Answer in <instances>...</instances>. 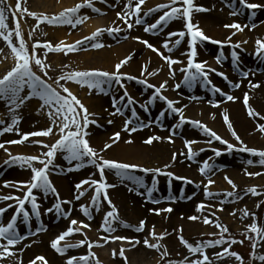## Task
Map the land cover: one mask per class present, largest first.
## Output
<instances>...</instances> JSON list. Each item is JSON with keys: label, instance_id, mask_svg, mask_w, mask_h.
Returning <instances> with one entry per match:
<instances>
[{"label": "rangeland", "instance_id": "rangeland-1", "mask_svg": "<svg viewBox=\"0 0 264 264\" xmlns=\"http://www.w3.org/2000/svg\"><path fill=\"white\" fill-rule=\"evenodd\" d=\"M35 0H12L14 7L18 2H21L23 4V7L27 8L28 11L33 12L34 10L30 8V5L34 3ZM59 1V0H58ZM110 5L100 2L99 0H92L93 7L96 9H102L105 8L107 12L103 13H94L90 14L93 16L94 20H102L105 19V17L108 15V12L111 14H116L117 12H122L124 10V5L128 3V0H109ZM154 0H147L146 4L143 6L142 9V16L145 18V22L141 25L134 26L131 30L126 29L124 31L123 35H109L106 33H103L99 38L98 41L104 45V47H101L99 49L92 47V41H86L82 48L69 53L68 55H64L63 53H55L50 52L48 53V56L46 58V63H48L51 67L49 70V76L52 78L48 80L49 83H53L55 79H58L60 75L65 73H70L74 71H91L90 67L83 68L80 67L78 64H73L70 60V56L76 57L80 53H88V52H98L105 48V44L102 41L103 37H107L109 41L113 44L115 42L116 45L120 44H135L140 48L138 51L139 58L146 55V53H151L154 56L158 58L156 60L155 65H159L162 68H165L166 71L168 70V66L156 53L152 52L151 49L145 47V45L138 42V40L133 39L134 37H139L143 40H147L150 44L155 46L157 49L160 50L164 55L171 56L174 59H178L179 57L188 58V56L185 55V53L190 52V35H186L184 37V40L182 44L179 47H175L174 42L179 37H172L171 42H169V47L173 48L172 52H168L166 49L162 47V44L165 42V40L168 37V33L170 32H179V31H185L186 29V20L185 19H177L171 21L168 25L164 26L162 30H157L155 32L146 33L144 31V27L148 26L150 23H155L160 15H163V12L156 13L153 16H148L147 13L152 9H147L145 6L149 4V2ZM163 0H158V2ZM87 0H81L78 2V4L86 3ZM99 3V5H97ZM156 3V4H157ZM161 3V2H160ZM194 3V10L192 12V23L194 25L199 26V23L197 21L201 22V18L205 21H209L208 24L212 25L213 27H221L223 30L228 31L230 36L235 29L225 28L224 25L226 24H232V23H240L243 25L250 26L252 24H255L257 26L259 20H264V10L256 11L254 12L252 10H242L241 15H230V11L232 10L230 7L226 6L223 0H211L210 3H205L200 0H193ZM77 4V5H78ZM164 4V3H161ZM156 5L158 7L159 5ZM76 5V6H77ZM133 6H135V0H133ZM179 6V5H178ZM239 7V5H236ZM5 7L6 11L8 13L9 18V27L11 29H15V23L16 18L12 15L11 9H9V0H5ZM155 7V8H156ZM202 7L206 9V11H196L195 8ZM39 8V7H38ZM15 9V8H14ZM40 9V8H39ZM67 9V8H65ZM63 9L62 12L65 10ZM82 12L80 13V16L87 17L88 11L93 10L92 8L83 7L81 8ZM167 11V10H166ZM36 13L37 16H40V14L43 16L44 12H33ZM59 15V14H58ZM50 16H53V14H50ZM116 16V15H115ZM202 16V17H200ZM200 17V18H199ZM91 18V19H92ZM91 19H86L87 21ZM210 19H215V21H210ZM84 21L83 23L76 26V28L70 27V25H62V26H54V25H47V24H41L39 28L36 27L38 21L33 19L31 16H27L25 13H20V24H21V30L24 34V38L26 42L29 45V48L31 49V46L35 42H39L41 44L50 42L53 46L57 44L55 35L52 32H47V27L51 28V31H64V34H76L78 32H81L84 30V24H86L87 21ZM122 24L123 22L120 21ZM23 24L26 26V28L23 26ZM124 25V24H123ZM126 28L127 26L124 25ZM246 26V27H247ZM250 29L249 27H247ZM49 30V29H48ZM202 30V29H201ZM253 28H251V31ZM228 36L225 37V34L222 33L220 36L221 40L224 42V47H221L220 45L212 44L210 42H202L198 44L197 48L198 51L202 52L201 55H209L207 62L212 63V69H219L220 72L221 69L224 70L227 69L230 71L231 76H227V80L223 79L219 75L211 74L209 73V80L211 81V84L204 83V84H196L192 87H187L183 85L181 82V86L185 87L183 92L178 94L177 91L173 90L174 85H168L167 90L163 92V95L167 96L169 99L172 100H179L180 103L177 105V107H184L185 111L188 112V110L195 112L196 106L204 104V107H210L212 109H215V112L213 113L214 116L211 117L212 121L220 123L222 128V133L226 134L224 136L227 138L230 143L235 145L237 148L241 147L240 143L233 137L232 132L229 130L227 124H225L223 116L227 115L229 117V121L232 124L233 130L236 132L237 135L241 138V140L244 142V144H247L249 148L257 149V150H264V145L261 148L252 147L248 144L247 139L252 137V135H258L260 139L262 140L264 144V133H261L257 130L258 124H264V119H261L258 116L250 117L248 115V108H252L255 112L259 113L258 108L256 109L254 104L252 103V99L249 96L248 106L246 107L244 104V95L239 96L238 92L242 91L241 84L239 83V80H243L236 69L233 67L232 64V58L231 53L232 51H236L242 56L248 57V59L255 60L254 50H256V45L251 46L253 44L251 38L249 37H242L241 32H237L236 35L232 36L231 42L228 41ZM15 39V42L18 46L19 38L13 36ZM127 37V39L125 38ZM209 37V36H208ZM212 38V37H210ZM214 39V38H212ZM216 40V39H214ZM247 43H244V42ZM229 43L231 44H241V48L239 49H233L232 47L228 46ZM248 44L250 45L251 49L246 50V47H248ZM247 45V46H246ZM108 47V46H106ZM131 47V46H130ZM230 47V48H229ZM2 50V49H1ZM41 58H44V52L46 49H38L36 50ZM11 55L12 53L9 52ZM137 53V52H136ZM223 53L221 63H217L215 57L217 55H220ZM181 54V55H180ZM1 55V54H0ZM8 56V55H7ZM55 56H59L61 58L57 59V62L55 60ZM3 56H0V78H4L5 75H7L8 71H10L15 66V59L14 56L7 57V59H2ZM70 57V58H69ZM262 59V58H260ZM147 62L151 61L149 59L146 60ZM201 62V61H198ZM240 64V63H239ZM257 64L262 65L260 69V75L264 76V59L260 60ZM67 65V67H65ZM178 65V64H176ZM242 65V64H241ZM10 66L11 69H10ZM175 65H173V68ZM241 69L245 71H249L246 66H241ZM88 69V70H87ZM123 69V68H122ZM121 69V73L122 72ZM175 69V68H174ZM38 74H41L39 72V69H35ZM219 71H215L217 73ZM176 73L177 70H175V76L171 77L170 79L175 80L176 79ZM123 74H126L125 72ZM127 75V74H126ZM132 75V74H130ZM133 76V75H132ZM134 76L138 77L139 79L144 78H150V75L141 76L140 74H134ZM133 76V77H134ZM153 77H156V75H151ZM170 77V75H169ZM184 78V77H183ZM47 79V78H45ZM160 80V79H159ZM148 81V80H147ZM128 82L129 87H127L128 93L137 101L135 105L128 106L125 108V105H119L122 109H125L123 112V115H116V116H109L107 118V114L109 115V112L114 111L112 108V101L113 97L116 99H120L121 97H124V89L115 87L112 90L109 91L108 95H104L102 93H97L96 90H93L91 93L87 91V87H81L80 85H77L73 82H68L67 87L73 92L74 95L77 96V98L87 107V105L84 103L83 97L89 98L91 96L99 97L102 101V109L104 112H106L103 116L105 119L103 120L104 123H98L89 125L88 131L93 129L94 132L99 133H105L110 134L113 131L117 129V131L121 132L125 135H127V138L132 140L134 138L137 139L139 142L138 145L142 147H148L150 148L152 144H154L155 147L161 148L164 147V152L167 154L165 158L159 156V157H152L150 154L146 160H144L141 165H139L142 168H149V169H161L164 171L172 172L176 176L180 177H186L188 179H191L194 181L193 184H185L183 181L180 180H173L171 182V187H173L174 194L172 200H165L163 196L160 194V191H158L157 194L153 195V198L156 200H159L161 205H157L159 203H152L149 201V198L146 197V192L143 195H137L136 193L139 191H129L130 188H132L131 183L121 186V190L125 193L127 198V203L125 204L124 208L126 211L122 210V206L120 205V202H114L115 201V194H116V187H110L108 190V196L111 198L112 203L115 205V209L118 210V216L116 217V224L114 225L115 231L112 233H107L102 231V223L100 222V219L105 218L106 214L109 210L113 211L112 207L108 204L107 199L103 196L101 197V203L99 204L98 209L94 208L92 206V202L90 206H88L89 212L91 213V217L85 216L83 211L81 210L82 202L87 201V199L93 195H95V189H92L91 191H86V195L81 197L80 200H76L75 194L73 190H75V184L77 182H81L85 179H90L94 181L101 180V176L99 174V171H94L91 169V172L89 170H85L84 167H82L79 171H69L70 166L71 168H75V166L79 163L78 161H72L69 163L67 160L64 159V157H61L58 160H55L53 162V169L51 173H55L57 175V178H66V181L68 183L69 189L72 188V192L70 193L71 197V207L70 210L68 208L66 210H61L62 213H70L69 215H61L55 212L54 209V202L49 204L46 201V197L42 192H36L35 195L37 196V202L40 205V216L37 219L34 214H31V206L26 205V209L30 212V220L29 224L25 225L23 221L18 222V229L22 236H27V239L21 240V243H24L26 241L32 240L37 238L38 236H44L45 240L41 242V244H46V246L43 247V250L41 246H38L37 244H40V242L35 243V245L27 244L25 246H21L18 248L19 252L22 250L23 252L25 250H30L29 253H27L25 256L20 255V253L16 252V249H12L16 253V255L7 257L4 260H0V264H38L36 261L38 258L43 257V264H67V260L72 257H83V256H90L91 253L89 252V245L85 244L83 247H69V245H79L81 241H84L85 239L91 241L94 244L102 245L98 246L96 248L92 249V252L95 253V256L91 258L89 261V264H97V258L99 260V264H109V262H113L114 264L122 263V264H142L145 262V260H156L157 264H168V262L171 261H180L185 256H188L190 258L192 257V254L188 252L187 248L184 247L180 243L179 237L180 235H183L184 239L187 240L190 244L193 246H199L203 242H207L209 240H243V244H231V245H223L221 247L217 248H209L207 249V253L209 257L212 259L213 264H240L238 260L235 259V257H227L225 259H220L217 257L216 253L223 250L224 247H230L232 251L239 253L245 261V264H260L259 261L253 262L251 259V244L254 241H250L247 237L249 235L247 226L256 223L258 226L264 228V195L261 196H254L251 194V189L256 188L259 192L264 193V165H261L259 163L260 158L259 157H253L249 153L245 152H239L234 151L229 153L227 150L226 145L215 143H207L210 137L205 135L201 129L198 127H194L193 125H184V127L176 128V125L179 123V117L171 114L166 113L163 120L160 121V123L156 122L155 116L157 113H160L164 110L166 105L159 101H155L153 104L148 105V110L145 111L141 105L146 104L147 100L151 97V95L154 93L153 89H147L144 85L138 83L136 80L127 81L125 80L124 83L126 84ZM149 82V81H148ZM229 82H231L232 85L239 83L241 89L231 87ZM63 83V82H62ZM163 83V82H162ZM158 84V83H156ZM155 84V85H156ZM160 85V84H159ZM156 85V86H159ZM53 86L55 87L54 83ZM218 87L220 88L226 95H232L236 99L234 101H227L225 97L221 96L219 93L213 92L212 88ZM201 88L202 92H200L198 89ZM82 91L83 94H82ZM25 92H27V89H25ZM24 93H22L23 95ZM180 95V96H179ZM92 98V97H91ZM126 100V98H125ZM34 101H37V99H32L28 101L24 106L17 109L15 113H10L8 111V108L4 101L0 100V118L4 119L8 118L11 123L10 116L15 115L16 117H20L21 115V109L23 107L30 108V106H33ZM213 103L217 104L216 107H213ZM222 104L230 105L227 107L230 108L233 106L232 109H241L240 115L238 120L233 121L228 113L223 112H217V109ZM264 107V106H263ZM41 110V107H39ZM88 108V107H87ZM136 110L137 117H132V109ZM33 109V108H32ZM243 109V111H242ZM261 109V106H260ZM35 110V109H34ZM89 110V108H88ZM185 117L188 119V114H185ZM41 113L36 114L39 118H42L44 115L43 122L49 123L52 126V120L47 115L48 109L45 108L41 110ZM90 112V110H89ZM186 112V113H187ZM260 116H262L260 114ZM264 116V115H263ZM22 118V117H21ZM91 119H97L100 118L96 116L90 117ZM19 121L21 120L18 118ZM43 119V118H42ZM126 119H132L133 123L129 127L133 126H139L140 124L148 125L147 127L138 128L136 132H133L129 134L128 132L122 131V128L124 126V122ZM112 120L113 123L109 124L108 121ZM149 124H147V122ZM22 121V120H21ZM97 121V120H96ZM246 121V123H244ZM120 123V124H119ZM236 123H242L245 125L246 131L248 132L244 133V135L236 130L234 127V124ZM118 124L120 126H118ZM6 126V122L3 125H0V128H3ZM118 126V127H117ZM209 126V125H208ZM17 127V128H16ZM115 127V129H114ZM173 128H176V135L172 136V140L174 142H171L167 144L164 139L168 138L171 135V131ZM212 129V126H210ZM37 128L35 127H25L23 124H16L14 127V130L9 133H4L1 136H4L5 139L3 142L5 145L11 146L10 148H15L20 145H14L9 144V141L21 139L23 134H28L32 132H36ZM19 132V135L17 134ZM90 133V132H89ZM201 135H203L202 138ZM113 136V134H111ZM151 136H157L160 137V140L153 141L152 144H145L144 141L151 137ZM59 137L57 136L56 140ZM38 140V138L29 139V141H26L25 144H30L32 148H34L33 154L34 156L39 155L41 152H46L47 149H43L40 147L38 143H35ZM56 140L53 142L55 143ZM186 140H197L199 143L195 144L198 145L199 149H194L195 151L201 152L199 156L195 158L194 161H190L186 158L184 155H179L180 153H186L187 149L185 147V141ZM165 142V144L163 143ZM51 143V142H50ZM51 143V144H53ZM111 143V142H110ZM178 144V146H176ZM218 147L220 151L224 152L225 154L220 157H216L215 152L211 151V149ZM178 148H180V151H178ZM104 147L102 148V150ZM110 149V148H109ZM176 149V150H174ZM207 149V151H201ZM1 150V149H0ZM3 150V149H2ZM149 151L152 149H148ZM101 153L100 149L97 150ZM150 153V152H148ZM61 154V153H58ZM177 154V159L174 162L173 161V155ZM3 156L8 158L9 160L11 157L8 155L7 152L3 153ZM65 156V153H64ZM105 159H108L105 157ZM111 160V159H108ZM251 160L253 161L252 164H248L247 162ZM8 161V160H7ZM207 161L210 165H212L213 170L208 173L206 176H202L199 172V168L203 165V163ZM166 165H171V167L166 168ZM89 167V166H88ZM84 169V170H83ZM11 176H10V174ZM95 173V175H93ZM248 173H261V175H252L249 176ZM26 174V180L30 181L32 173L27 167H21L18 163H13L12 165L4 164L0 166V196L6 195V193L9 191V189L4 188L5 182L12 181L10 179H16L17 177L15 175H21L19 177H22ZM130 175H137L144 178L145 185H147L151 180V177H153V174L145 175L143 172H135L130 173ZM105 176L107 178V183L110 182V180H116L119 183L125 184L127 180H120L116 175L114 170H106ZM67 177L70 178L67 180ZM225 177H229L232 181L235 182V184L238 186L239 192H236V189H233L232 186L228 183L227 179ZM73 178V179H72ZM159 179L158 185L162 184V188H165V184L167 181H169V178L167 176H159L157 177ZM212 179L215 181L214 185L211 187L210 191L212 193L218 194L213 196L211 199H207L205 197V189L204 185L207 184L208 179ZM80 180V181H79ZM75 183V184H74ZM161 183V184H160ZM182 184H185V195L183 199H178L176 197V191L179 189V186L181 187ZM199 184L200 187L197 188L196 185ZM111 185V184H110ZM91 188V185H88V189ZM11 192L12 195H20L23 196L24 193L17 192L14 189ZM76 191V190H75ZM81 191H85L82 190ZM165 192V190H164ZM187 193V194H186ZM228 193H235L230 199V202L227 204H222V200H229ZM136 194V198H139V201H141L142 206L145 205V210L141 211L140 208L138 210V205H132L133 203L128 199L131 195ZM52 197V194H50ZM192 196V199H187L186 197ZM243 196V199H240L239 197ZM145 197V198H144ZM61 201H64L61 199ZM16 201H8L5 203H0V208L3 207H10L11 205L16 204ZM201 203L204 204H211L213 205L212 208L206 209L204 214L201 215V213H198L196 211L197 206ZM260 204V207L257 208V205ZM171 207L173 211L171 213L164 214V212H161L160 215H156L153 211V209H165ZM223 207L225 210L223 212L216 211L217 209ZM48 208H53L54 210L52 212H47L46 210ZM244 210H247L249 215L246 218L242 217L244 216ZM17 211V208L13 207L11 208V211L6 214V217L3 219V225H7L10 220L13 218ZM139 211H141L143 214H141ZM215 212V216H212L211 213ZM236 212V215L233 216L232 213ZM145 213L147 215H145ZM185 214V215H184ZM183 215V216H182ZM196 215L199 217L198 220L192 221L189 220L188 217ZM68 216V218H67ZM182 216V217H181ZM207 216L209 219H213L214 222H218L222 224L223 226L227 227L229 230L228 233H225L223 235L220 234L219 229L214 228L212 226H206L203 223L204 217ZM143 217H147L143 218ZM216 217H219V220H216ZM157 221L159 220L162 222L161 224L157 225H149L150 220ZM80 220L82 223H89L91 225L90 229H83L78 231L75 235L69 237V243L67 242L66 245L61 246L63 248H66L67 251L64 255H61L57 253L52 247L51 243L53 242L54 237H59L62 233L69 230L70 227V220ZM146 221L145 229L143 232H136L134 229L139 226L141 221ZM128 224L129 227H124V224ZM54 225V226H53ZM153 226H155V232L157 236L165 235L166 239L163 241H160L158 239H153L150 233L152 232ZM71 228V227H70ZM79 228V227H77ZM183 229V232H180V229ZM37 229H40L37 231ZM33 233H36L33 235ZM86 233V235L84 234ZM251 235H255L254 233ZM127 237L129 240L135 242L140 241V243L133 244L128 243L127 241H119L114 240V237ZM101 237H106L107 242L104 239H101ZM147 238L150 243L152 244H160L161 248L159 251L156 249H150L146 247L143 243L144 239ZM69 244V245H68ZM114 246V250L116 252L115 257L113 256V253L109 251L110 247ZM126 247V248H124ZM167 248L169 255H162L164 252V249ZM124 249V256L127 258L126 260L124 257L120 256V250ZM258 254H264V245L258 247L257 249ZM46 252L49 254L48 257ZM101 254H104L108 258V262L105 263V260L101 258ZM54 260V262L51 261ZM40 262V261H39ZM80 264H84L83 261H80Z\"/></svg>", "mask_w": 264, "mask_h": 264}, {"label": "snow or ice", "instance_id": "snow-or-ice-1", "mask_svg": "<svg viewBox=\"0 0 264 264\" xmlns=\"http://www.w3.org/2000/svg\"><path fill=\"white\" fill-rule=\"evenodd\" d=\"M104 2V0H101ZM147 0H135V6H133V0H128V3L124 5V10L122 12L117 13V20L122 21L124 25L127 26L128 30H131L136 25H141L145 22V18L142 16L143 6L146 4ZM226 6L230 7L232 10L230 11V15H241L242 10H253V15L255 10L264 8V4H258L250 2V0H223ZM239 5L237 7L236 5ZM179 5V6H178ZM83 7L92 8L93 11L99 12V9L93 7L92 0H87L86 3L78 4L74 8L65 9L59 15H55L49 17L47 15L37 16L36 13L28 11L27 8L23 7L21 2H18L15 6V9L12 10V15L16 18L15 29H11L8 24V17L6 15V7L5 0H0V38L7 42L8 47L11 49V52L14 55L15 66L8 71L7 75L4 76L3 79H0V100L4 101L8 111L10 113H15L17 109L24 106L28 101L32 99H37L41 102V110L47 108V115L52 120V126L47 130L36 131L28 134H23L21 139L9 141V144L14 145H23L26 141H29L30 137H53L58 136L59 138L53 144H48L43 141H36L41 148L47 149L46 152H41L36 156H16L13 155L11 151L5 148L4 143H0V149H5L8 155L11 157L10 160L5 163L8 165H12L14 162L18 163L22 168L27 167L32 173L31 179L28 182H14L8 181L5 182L4 188L6 189H14L17 192L24 193L23 196L20 195H3L0 196V203H5L8 201H16L17 203L11 205L10 207L0 208V260H4L7 257H11L16 255L12 249L21 242L23 239H27V236H22L18 229V222L23 221L25 225L29 224L30 220V212L26 209V205L31 206V214H34L38 219L40 216V205L37 202L36 192H42L45 196L52 194L59 199V192L57 191L55 185L50 180L49 176L53 169V162L56 160L58 153H65L64 159L69 163L72 161H78L79 163L75 166V168L68 169L69 171H79L82 167L94 166L98 169L99 174L101 176V180L94 181L85 179L81 182L75 184V190L77 195L75 196L76 200H80L81 197L86 195V191H91L95 189V196L92 200V206L94 208L99 207V204L102 202L101 197L107 199L108 204L112 207L113 211H109L102 224V231L107 233H112L116 229L114 225L116 224V217L118 216V210L115 209V205L112 203L111 198L108 196V190L110 187H115V185H110L107 183V178L105 176L106 170H114L115 175L120 180H127L131 184L137 186L138 188L146 189L147 197L149 201L152 203H160L159 200L153 198V193L156 192L159 176H167L169 178V189H171V182L173 180L183 181L185 184H193L194 181L188 179L186 177L176 176L172 172L164 171L161 169H149L142 168L139 165L129 164L114 160L105 159L99 151L93 148L89 142L88 136L90 135L88 131L89 125L97 124L96 120L91 119L90 117L94 116L95 113H90L88 108L77 98L76 95L67 87L68 82H73L81 87H87L89 93L93 90H96L97 93H102L104 95H108L109 91L114 87L123 88L124 97L120 99H116L113 97L112 108L114 111L109 112V116L123 115L125 109H122L119 105H125V108L128 106L135 105L137 101L128 93L127 87L124 83L125 80L132 81L136 80L138 83L144 85L147 89H153L154 93L147 100L146 104H142L141 107L147 111L148 105L153 104L157 99L163 102L166 107L163 111L160 112L158 119H163L166 113H171L179 117V123L176 125V128H183L186 124H192L194 127H198L203 131L205 135L210 137L207 143H215L219 142L220 144L226 145L229 153L234 151L249 153L253 157H259V163L264 165V150H257L253 148H249L247 144L241 140L239 135L232 128V124L229 121V117L227 115L223 116L225 124H227L229 130L232 132L233 137L240 143L241 147L237 148L235 145L230 143L229 141L223 139L217 132L209 128L207 125L203 124L199 121H191L187 119L184 115L185 108L177 107L180 103L179 100L169 99L167 96L163 95V92L167 90L168 81L165 80L159 86L153 85L147 81V79H139L138 77H133L131 75H126L121 73V69L129 63L132 59V56H128L126 59L122 60L120 63L116 64L115 72L110 73L107 71L100 70H91V71H74L70 73H65L59 76L58 79L54 80L53 83H49L48 80L52 79L49 76L50 65L46 63V58L48 53H63L64 55H68L71 52L76 51L80 48L86 41H92L93 48H101L104 45L98 41V38L105 33L108 32L109 35L119 34L124 29L121 27H112L111 29H99L91 36L85 37L83 40H77L73 44H65L64 41H60L58 44L53 46L50 42L48 43H39L35 42L32 44L31 49L29 48L28 43L24 38V34L21 30L20 24V13H25L27 16H31L33 19L37 20L38 23L36 25L37 28L40 27L41 24L54 25V26H62V25H70L72 28H76L77 25L83 23L88 17H81L78 15L80 9ZM167 10V11H166ZM194 10L193 0H171L169 4H161L156 8H152L147 15L153 16L156 13L163 12V15H160L159 19L155 23H150L148 26L144 27V31L146 33L155 32L157 30H162L164 26L168 25L171 21L177 19H185L186 20V29L185 31L179 32H170L168 33V37L165 42L162 44V47L166 49L168 52H172L173 48L169 47V42H171L172 37H179L175 40V47H179L186 35H190V52L185 53L188 56L187 67H181L179 69L180 72L186 73L184 79L182 81L183 85L187 87H192L198 83L211 84L209 80V73L215 72V69L207 68V61L198 62V44L202 42H210L212 44L220 45L224 47V42L214 40L199 29L197 25L192 23V12ZM196 11H206V9L199 7L195 8ZM247 26V25H246ZM240 23H232L224 25L225 28L235 29L230 36H228V41L231 42L232 36L236 35L237 32L244 31V27ZM250 28H255L256 25L252 24L247 26ZM19 38L18 46L13 41V36ZM127 39V37H125ZM133 39L138 40L139 43L145 45V47L151 49L152 52L156 53L168 66L170 78L175 76V69L173 65L183 64L184 61L179 59H174L171 56H166L155 46L150 44L147 40H143L139 37H134ZM244 43H247L246 41ZM230 47L233 49L241 48V44H231ZM46 49L44 52V58H41L36 50L38 49ZM3 50H0L2 52ZM256 57L264 59V40L257 39L256 41ZM223 53L217 55L215 57L216 62L221 63ZM232 64L236 69L238 74L242 79H247L249 76V71H245L239 67V54L236 51H232L231 53ZM7 59V56H5ZM67 67V65H65ZM39 69L38 74L35 70ZM156 75L157 72H148L147 67L145 66L141 72V76L145 75ZM217 75L221 76L223 79L227 80V76L222 72H217ZM255 75V73H252ZM47 78V79H45ZM63 82V83H62ZM250 88L257 89L260 88L261 85L259 83H252L251 80L248 81ZM231 87L239 88L240 84L236 83L234 85L229 82ZM181 84L177 83L174 86L173 90L180 89ZM27 89V92H25ZM213 92L219 93L221 96L225 97L227 101H234L236 98L232 95H226L220 88L213 87ZM22 93H24L22 95ZM126 98V100H125ZM249 101L248 93L244 95V104L247 107ZM213 107H216L217 104L213 103ZM248 115L250 117L258 116L261 119H264V116H260V113L255 112L252 108H248ZM132 117L136 118V110L132 109ZM19 123L18 117L13 115L11 123L7 124L3 128H0V135L4 133H9L14 130L16 124ZM109 124L113 123L112 120L108 121ZM132 119H126L124 122V126L122 131L128 132L129 134L136 132L138 128L147 127L148 125L140 124L138 127L132 125ZM5 124L4 120H0V125ZM97 126H99L97 124ZM176 128H173L171 131V135L168 137L169 142H174L172 140V136L176 135ZM257 130L261 133H264V124H258ZM19 135V132L17 133ZM120 139V133H113V136L110 137L111 143H105L104 149L102 151H106L109 149L112 144L116 143ZM160 137L151 136L147 138L144 143L152 144L153 141L160 140ZM126 143H131V140L126 141ZM199 143L197 140H186L185 147L187 149L186 153H180L179 155H184L190 161H194L197 156L201 154V152L195 151L193 145ZM207 151V149L201 150ZM211 151L215 152L216 157L223 156L225 153L220 151L217 148L211 149ZM177 159V154L173 155V161L175 162ZM248 164H252L253 161L249 160ZM171 167V165H166V168ZM202 176H206L213 170L212 165L209 162L205 161L203 165L198 169ZM135 172H143L145 175L153 174V180L151 187H146L144 178L137 175H130V173ZM95 175V173H93ZM249 176L252 175H261V173H248ZM228 183L232 186L233 189H236V192H239L238 186L232 181L229 177H225ZM215 181L212 179H208L207 184L204 185L205 189V197L207 199H211L213 196L218 195L212 193L210 191L211 187L214 185ZM85 185H91V188L81 191ZM197 188L200 187L199 184L196 185ZM135 189L130 188L129 191H134ZM137 195H143L144 193L137 192ZM251 194L254 196H261L264 193L259 192L256 188L251 189ZM229 200H222V204H227L230 202V199L235 193H228ZM181 198H185L183 196V192L181 193ZM187 199H192V196L186 197ZM243 199V196L239 197ZM64 204L71 203V201H63ZM264 203V202H262ZM17 208V211L13 218L7 225H3V219L6 217V214L11 211V208ZM211 204L201 203L197 206L196 211L204 214L206 209L212 208ZM260 207V204L257 205V208ZM54 209L58 214L67 215L70 213H62L61 212V204L56 203L54 205ZM53 208H48L47 212H52ZM81 210L83 211L85 216L91 217V213L89 212L87 205H81ZM225 209L223 207L217 209L216 211L223 212ZM156 215H160L161 212L171 213L173 209L171 207L165 209H153ZM212 216H215V212L211 213ZM233 216L236 215V212L232 213ZM249 215L247 210H244L243 218H246ZM189 220L196 221L199 219L198 216L193 215L188 217ZM216 220H219V217H216ZM203 223L206 226H212L214 228L219 229L220 234L223 235L228 233L227 227L223 226L218 222H214L213 219H209L207 216L204 217ZM72 228L68 231L62 233L57 239H55L51 243V247L59 254L64 255L67 251L66 248L61 247V242L65 241L67 237H71L75 235L78 231L83 229H90L91 225L89 223H81L77 220L71 221ZM79 225V228L76 226ZM146 221H141L139 226L134 230L136 232H143L145 229ZM124 227H129L128 224H124ZM40 229H37L39 231ZM248 230V239L250 241H254L251 244L252 252L251 259L253 262L259 261L260 264H264V254H258V247L264 245V228L258 226L256 223H252L247 226ZM180 232H183V229H180ZM255 235H251V234ZM36 233H33L35 235ZM86 235V233H84ZM153 239H158L163 241L166 239L165 235L157 236L155 232V226H153L152 232L150 233ZM107 242L106 237H101ZM114 240L119 241H127L130 244L140 243V241H131L127 237H114ZM180 243L187 248L188 252L192 254L190 258L185 256L180 261H169L168 264H213L212 259L209 257L207 253V249L209 248H217L223 245H231V244H243L244 241L240 240H209L207 242L201 243L199 246H193L187 240L184 239L183 235L179 237ZM144 245L150 249L160 250V244H152L149 242L147 238L143 241ZM85 244L89 245L90 256L83 257H72L67 260V264H80V261H83L84 264H89V261L95 253L92 252L93 248H96L98 244H94L91 241L85 239L81 241L79 245H69V247H83ZM227 257H235L236 260L240 262V264H245L244 258L239 254L231 250L230 247H224L222 251L217 252L216 255L220 259H225ZM116 252L113 250V256L115 257ZM162 255H169L167 248L164 249ZM120 256L127 258L124 256V249H121ZM38 259L43 260V257ZM97 264H99V260L97 258Z\"/></svg>", "mask_w": 264, "mask_h": 264}, {"label": "bare ground", "instance_id": "bare-ground-1", "mask_svg": "<svg viewBox=\"0 0 264 264\" xmlns=\"http://www.w3.org/2000/svg\"><path fill=\"white\" fill-rule=\"evenodd\" d=\"M80 1L81 0H59V1L58 0H35L34 3L30 5V8L34 10L33 12H39V13L44 12V15L52 17V16H50V14H53V16L58 15L65 8L69 9V8L76 7L78 2H80ZM157 1L158 0L151 1L145 7L147 9H149V8L151 9V8H155L156 5L161 4V3H164V4L171 3V0H163V1H160L161 3L160 2L157 3ZM200 1H203L205 3L211 2V0H200ZM104 2L108 5H110L109 0H104ZM250 2L258 3V4H264V0H250ZM97 5H99V3H97ZM14 8L15 7H14L12 0H9V9H11V11H12V10H14ZM262 9L264 10V8H262ZM262 9H260V10L258 9V10L261 11ZM101 11L107 12L105 8L101 9ZM81 12H82V9H80V12L78 13L79 16H80ZM117 13L116 14H112V13L110 14L108 12V15L105 17V19H102V20H99V19L94 20V18H92L93 16L88 14V16H87L88 19H91V18L92 19L89 21L86 20L87 22H86V24H84V30L81 32H78L76 34H67L66 35V34H64L65 29L63 32L62 31H60V32L51 31L50 27H47L46 31L52 32L55 35L54 38H56L57 44L60 41H64L65 44H73L77 40H83L85 37L91 36L93 33H95L97 30H99L101 28L111 29L114 26L115 27H121L124 29L122 32L117 34V35L121 36L124 34V31L127 28L120 21L117 20ZM6 15L8 17L7 11H6ZM40 16H42V15L40 14ZM200 17H202V16H200ZM202 18H201V22L197 21V23H199V26H200L199 29H202V31L205 33V35L212 37L216 40H221L220 36L222 35V33L225 34V37L229 35L228 31H226V30L224 31L223 28L221 29V27H218V25L216 27H213L212 25L208 24L209 21H205ZM210 21L216 22L215 19H210ZM7 22L9 24V18H8ZM241 25L245 26L243 24H241ZM23 26L26 28V26L24 24H23ZM241 33H242V37L246 36V37L251 38V40L253 42V44L251 46L256 45L257 39L264 40V20H259L257 26L255 28H253L252 31L250 29H248L247 27H244V31H242ZM13 41H14V43H16L14 37H13ZM102 41L105 44V48L103 50L98 51V52H88V53L83 52V53L78 54L76 57H72L73 55H71L70 56L71 58L69 57L71 62L73 64H78L80 67H83V68L90 67L91 70H100V71H107L110 73H114L116 64L120 63L122 60L126 59L128 56L131 55L132 59L129 61L128 64H126L123 67V69H122L123 73L125 72L127 75L132 74L133 76H134V74L138 75L142 72L143 68L146 66L148 69V72H157L156 77H153L150 75L151 79L147 78L149 83H151L153 85L158 83L156 85H159L162 82H164L165 80H167L168 85H174L175 86L177 83L181 84V80H182L183 76L178 75V72H179V69L181 67H187L188 58H184V57L178 58L179 60L184 61V63L175 65L174 68H175V70H177L176 79L172 80L169 77V75H170L169 71H166L165 68H162L159 65H155V62H156V60H158V58L156 56H154L153 54L147 52L145 56L139 58L138 57L139 56L138 51L140 50L141 47L135 45L134 43L131 45H130V43H127L126 45L125 44L116 45L115 42L117 41V37H116V40L113 44L109 41V39L107 37H103ZM106 46H108V47H106ZM80 48H82V46ZM80 48H78V49H80ZM1 49L3 50L2 52H0V54H1L0 56H3L1 60H3L5 58V56H7V55H8L7 57L14 56L13 53L11 52V49L8 47L7 42L4 41L2 38H0V50ZM250 49H251V47L248 44V47H246V50H250ZM9 52H11L12 55ZM255 52H256V50H254V52L252 54H255ZM198 53H199L198 61L203 62V61L208 60L209 55H201L202 52H200V50L198 51ZM54 58L57 62V59L61 58V57L55 56ZM147 59H149L151 61V63L147 62L146 61ZM259 60H260L259 58H256L253 61L251 59H248V57H246V56L240 55V59L238 62V63H240L239 67L246 66L247 69H249L250 74H249L247 79H244L242 81L239 80L240 81L239 83L241 84L242 91L238 92V93H239V96H242V94L248 93V96L251 97L252 103L254 104L255 108L256 109L258 108L259 113L263 116L264 115V107H263L264 106V76L259 74V71L261 69L260 64H257V62L259 63ZM261 60H263V59H261ZM11 67L12 66H10V69H11ZM206 67L207 68L212 67V63L210 61L207 62ZM82 71H84V70H82ZM221 71L226 76H231V78H232L233 75H231L230 71H228L227 69L224 68V70L221 69ZM252 73H255V75H253ZM134 77H136V76H134ZM142 79H146V78L143 77ZM249 80H251L252 83H259L261 85V87L257 88V89L250 88L249 83H248ZM125 85H126V87H129L128 82ZM174 86H172V87H174ZM241 88H239V89H241ZM184 89H185V87L181 86V88L177 90V91H181V92H178V94L181 95V93L183 92L182 90H184ZM115 90H116V88H115ZM198 90L200 92H202L201 88H199ZM87 91H89V90H87ZM83 92L84 91H82V94H83ZM91 97L86 98V97H83V95H82V98L84 99V103L89 108L90 113H95L94 118L96 116L100 117V118H97L94 120H97L98 123H104L103 120L105 119V117L103 115L106 112H104V110L102 109V101L99 97L98 98L94 97V96H91ZM32 103H33V106H30V108L23 107L21 109L22 112H21L20 117H18V118H20L22 121L20 120L19 124H21V125L23 124L25 127H31V126L35 127V128H37L36 129L37 131L47 130L48 128L51 127V125L49 123L43 122L44 115L42 116L43 119L39 118L36 115L38 113L43 114L39 108V107H41V102L39 100H37V101H34ZM228 106H230V105L222 104L219 107V109H217V112L228 113L230 118L233 121L238 120L241 109H235V108L232 109L233 106H231L230 108L227 109ZM260 106H261V109H260ZM242 111H243V109H242ZM214 112H215V109H212V108L206 107V106L204 107V104H202V105L196 106L195 112L188 110L187 114L189 116L188 118H190V119H195L196 121H199V122L201 121L202 123H206L207 125H209V128H210V126H212V130L217 132V134H219L223 139L228 140L227 138L224 137V136H226V134L222 133V128H221L220 123H218V120H216L217 122L210 120V119H212L211 117L214 116V114H213ZM12 117L13 116L11 115L10 116L11 120H12ZM108 117H109V115L107 114V118ZM2 118H0V120H4ZM5 120H7V121H5L6 125L10 124V120L8 118H5ZM145 122H147V121L145 120ZM244 123H246V121H244ZM119 124H118V126H120ZM147 124H149V122H147ZM234 127L236 128V130L238 132L242 133L243 135H244V133L248 132V130L246 131V129H245V125L242 123H236V124H234ZM91 128L89 130L90 135L88 136L89 142H90L91 146L93 148H95L96 150L100 149L104 158L106 157V158L114 160V161H119V162H124V163H129V164H135V165H137V164L141 165V163L148 158L149 154L152 157L161 156L163 158H165L167 155L164 152L165 151L164 147L157 148L154 146V144H152L150 148L142 147V146L138 145L139 142L137 141L136 138L132 139L131 143H126V141H128L130 139H128L127 135L123 134L122 132L120 135V139L116 143H114L110 147V149H107L106 151H102V148L104 147L105 143L111 142V140H110V137H112L111 134L116 133L118 131L116 129L115 131H113L110 134H105V133H99L98 134V132H94V130L93 129L91 130ZM114 129H115V127H114ZM220 133L224 136H222ZM202 137H203V135H201L200 138H202ZM226 137H228V136H226ZM36 138H38L37 141H43V142H46L48 144H51L56 140L57 136L36 137ZM0 139H1V142H3L5 137L0 135ZM164 141L167 144L171 143V142H169L168 138H165ZM164 141H163V143L165 144ZM247 142L250 146L256 147V148H261L264 145L262 140L260 139V137L258 135H252V137L247 139ZM174 143H176V142H174ZM216 143H219V142H216ZM176 146H178V144ZM5 148L8 149V151H11L13 153V155H16V156H34V154H33L34 148H32L31 145L28 143L20 145V146L15 147V148H10L9 146L5 145ZM193 148L199 149L201 147H199L198 145H193ZM148 149H152V150L149 151ZM174 150H176V149H174ZM178 151H180V148H178ZM4 152H7V151H5V149L0 150V157H1L0 158V165H2L5 161L8 160V158L3 156ZM148 152H150V153H148ZM61 157H64V153L57 154L56 160L60 159ZM87 169L89 170V172H91L90 167H88ZM10 176H11V174H10ZM15 176L17 177L16 179H14V180L10 179V180H12L14 182H28V180H26V174L23 175L22 177H19L21 175H15ZM49 178L52 181V183L55 185L57 191L59 192V198L62 197L63 200L71 201L72 196L70 195V193L72 192V188L69 189L66 178H59V177L57 178V176H54L52 174H50ZM70 178L67 177V180H69ZM111 182H112L111 184L115 185V187H116L115 188L116 194L114 195L115 196L114 202H118V200H119L120 205L122 206V210L126 211L124 206L128 200L126 198L125 193L121 190V186H123L125 184L119 183L118 181H115V180H111ZM127 184H129V183H127ZM131 186L133 189H135L134 191L140 192L141 189H137L138 188L137 186H135L133 184H131ZM87 188H88V186L85 185L82 190H86ZM12 191H13L12 189H9V191L6 193V195L12 194L11 193ZM73 192L75 194H77V192L75 190H73ZM135 196H136V194H133L128 198L133 203L132 205H135V206L138 205L139 206L138 210H139V208L141 211L145 210V205L142 206V203H141V201H139V198H136ZM92 200H93V198L89 197L87 199V201L82 202V205L88 206L92 202ZM46 201L49 204H51L54 202V198L51 197V195L49 194L46 197ZM53 204H51V205L53 206ZM70 207H71V203H68V205L65 207V210L67 208H68V210H70ZM141 211H139V212L141 214H143ZM145 215H147V214L145 213ZM143 218L148 219L147 217H143ZM149 220H150V223H149L150 226L162 223L159 220L154 221V220H151L150 218H149ZM100 222L103 224V222H104L103 218L100 219ZM44 240H45L44 236H41V237L38 236L35 239L26 241V242L21 243V244H17L13 249H16V252L20 253V255L25 256L27 253L30 252V250H25L24 252L21 250L19 252V250H18L19 247L25 246L27 244L35 245V243L40 242V244H37V245L41 246V248L43 250V247L46 246V244H41V242ZM46 254H47V256L49 255L47 252H46ZM48 257H50V256H48ZM101 258H103L105 260V263L108 262V258L104 254H101ZM51 261L54 262V260H52V259H51ZM156 263H157V261L152 259L149 261L145 260V262L142 264H156ZM38 264H43V263L39 262ZM109 264H114V263L109 262ZM117 264H122V263H117Z\"/></svg>", "mask_w": 264, "mask_h": 264}]
</instances>
